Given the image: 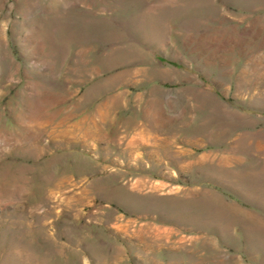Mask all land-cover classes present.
<instances>
[{"label":"rangeland","instance_id":"obj_1","mask_svg":"<svg viewBox=\"0 0 264 264\" xmlns=\"http://www.w3.org/2000/svg\"><path fill=\"white\" fill-rule=\"evenodd\" d=\"M0 264H264V0H0Z\"/></svg>","mask_w":264,"mask_h":264}]
</instances>
